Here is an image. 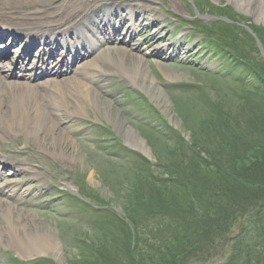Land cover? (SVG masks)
<instances>
[{"label":"rangeland","instance_id":"obj_1","mask_svg":"<svg viewBox=\"0 0 264 264\" xmlns=\"http://www.w3.org/2000/svg\"><path fill=\"white\" fill-rule=\"evenodd\" d=\"M126 1L128 5L152 8L134 24V33L124 46L131 61L139 48L146 50V55H141L153 86L147 83L136 88L104 68L109 73L102 85L112 95L120 94L122 107L106 105L108 110L113 107V116L106 109L101 113L88 110L76 119L84 123L76 128H82L80 138L62 131L60 137L66 134L71 143L53 146L56 152L46 147L43 150L24 135L7 137L0 133V151L12 147L15 151L13 156L0 153L1 157L17 163L20 169L17 177L6 173L0 181V188L7 187L0 191V200L22 215L23 222H28L27 231L53 235L61 253L60 258L24 257L18 249L0 243V264H108L120 255H127V262L130 252L126 232L133 227L139 230L140 220L144 226L146 214L159 204L174 210L181 208V204L173 203V186L162 184L167 180L169 166L184 155L193 158L188 147L198 148L204 158L214 153L212 133L207 136L205 128L234 125L240 129L242 140H248V136H257L251 133L259 129L257 124L264 123V117L255 118L263 105L253 100L248 109L245 103L250 93L255 95L256 83L246 84V73L234 62L238 57L246 58L264 71L256 41L264 46V23L257 14H244L233 0ZM39 7L32 5L29 9L37 11ZM127 15L121 13L120 17ZM158 17L163 18V23L154 25ZM140 22L151 26L149 33L140 30ZM115 23L119 21L115 19ZM23 25L28 28V24ZM253 32L259 33L257 37ZM150 46L165 48L166 53L173 48L175 61L150 53ZM128 130L141 138L147 154L127 144ZM102 148L107 153L100 154ZM17 153H26L27 157L16 161ZM80 192L97 207L83 204L78 197L88 200ZM6 225L0 216L1 231L8 239ZM229 241L222 255L215 254L198 264H229L237 250L234 245L240 246L238 241L264 252V213L253 222L240 220Z\"/></svg>","mask_w":264,"mask_h":264},{"label":"bare ground","instance_id":"obj_2","mask_svg":"<svg viewBox=\"0 0 264 264\" xmlns=\"http://www.w3.org/2000/svg\"><path fill=\"white\" fill-rule=\"evenodd\" d=\"M121 1L124 3L110 0H0V18L14 26H0V59L7 58L0 69V133L7 137L24 135L43 150L46 147L50 152H56L57 147L53 146L71 143L66 134L60 137L62 131L80 138L82 128L80 131L76 128L84 123L76 122V119L82 118L88 110L101 113L106 109L113 116V107L108 110L106 105L112 103L117 108L122 107L120 94L116 93L119 97L112 95L102 85L109 73L104 68L114 71L136 88L147 83L153 86L141 55L146 50L139 48L140 52L131 61L124 46L134 33V24L144 13L150 14L152 8ZM233 1L239 11L247 15L255 13L264 23V0ZM32 5H39V10L29 9ZM121 13L128 15L123 18ZM8 22L22 27L14 30L18 25ZM162 23L163 18L158 17L154 25ZM23 24H36L38 30L27 29ZM150 27L140 22V30L145 34L149 33ZM51 46L53 51L46 52ZM148 49L150 53L171 59L176 55L173 48L169 53L157 46ZM46 58L48 61L44 62ZM128 61H131L130 65ZM36 71L41 75L34 73ZM26 72L33 73L26 76ZM66 120H69L67 125ZM114 122L118 126V121ZM125 139L129 146L147 154L144 142L132 130L126 132ZM102 149L100 154L107 153ZM0 153L13 156L15 151L12 147L2 149ZM19 157L25 158L27 154L17 153L16 161ZM70 157L74 159V155ZM18 167L17 163L0 157V180L6 173L17 177L20 174ZM23 171L28 173V170ZM35 179L40 181L38 177ZM6 188L3 186L0 191L4 192ZM5 203L0 200V216L7 222L9 238L4 237L0 228V243L18 249L20 256L60 258V244L53 235L27 231L28 222H23L22 215L11 205L4 206Z\"/></svg>","mask_w":264,"mask_h":264},{"label":"trees","instance_id":"obj_3","mask_svg":"<svg viewBox=\"0 0 264 264\" xmlns=\"http://www.w3.org/2000/svg\"><path fill=\"white\" fill-rule=\"evenodd\" d=\"M234 62L246 73V84L256 83L255 95L250 93L245 99L248 109L253 106V100L264 107V71L246 58L238 57ZM257 92L260 96H256ZM261 110L256 112V119L264 117V108ZM212 127L205 129L207 136L212 133L214 153L204 158L198 148L188 147L193 158L184 155L181 161L173 163L168 168L167 180L162 181L173 186V203L181 204V208L155 206L146 214L144 226L140 220L139 230L133 227L126 232L129 260L126 262L127 255H120L108 264L208 261L215 254L222 255L221 251L230 242L229 235L240 220L253 222L264 213V123L257 124L259 129L251 132L257 136H248V140H242L240 129L234 125ZM237 243L240 246L234 245L237 250L229 264H264L263 251Z\"/></svg>","mask_w":264,"mask_h":264}]
</instances>
